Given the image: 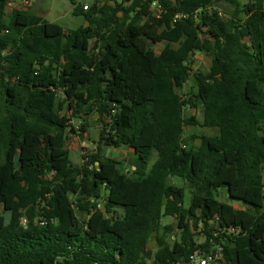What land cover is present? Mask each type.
Here are the masks:
<instances>
[{
  "label": "trees",
  "instance_id": "1",
  "mask_svg": "<svg viewBox=\"0 0 264 264\" xmlns=\"http://www.w3.org/2000/svg\"><path fill=\"white\" fill-rule=\"evenodd\" d=\"M70 1L76 30L0 0V264H191L220 246L264 264V0ZM198 53L210 67L185 92ZM93 115L75 166L72 119ZM124 147L136 170L104 155Z\"/></svg>",
  "mask_w": 264,
  "mask_h": 264
},
{
  "label": "rangeland",
  "instance_id": "2",
  "mask_svg": "<svg viewBox=\"0 0 264 264\" xmlns=\"http://www.w3.org/2000/svg\"><path fill=\"white\" fill-rule=\"evenodd\" d=\"M10 3L7 7V13L11 14L16 7H21V9H27L24 5V0H9ZM31 1V0H27ZM80 3L84 5L91 6L95 0H79ZM243 4L247 3V0H241ZM72 4L70 0H34L33 7L28 9L30 12L43 17L50 23L58 24L64 27L67 30H76L82 26H84L85 20L83 17L74 16L72 13ZM27 10V11H28ZM166 43L153 45L150 44L151 48L155 50V52L160 53L165 48ZM195 65L193 67V73L191 74L190 81L186 85L185 92H188L192 89L193 92H197L196 80L201 72L207 71L210 67L211 59L204 54H196L195 57ZM185 115L187 117H196L199 121L202 120V115L199 111L193 109H186ZM108 122V119L106 120ZM85 123V121H81L79 119H72L71 124L76 127L77 133L70 134L69 145L71 147L70 150V160L73 165L81 166L83 159L82 156L87 153H93L97 149V144L100 139V131L102 128V124L99 121L97 115H93L87 118L86 123L88 125V137L83 138L84 133L80 132L78 129L80 128V124ZM186 135H198V136H214L217 132L209 129H204L200 127H187L185 129ZM199 143V141H198ZM75 148V149H74ZM107 155L113 159L123 160L126 159V167H130L134 164L133 156L127 150H117L111 149L108 151ZM155 157L152 159V163L154 162ZM125 167V168H126ZM171 182L178 187L186 188V197H185V207L188 208L190 204V192L189 189L183 184L182 180L179 178H174ZM222 201H225L224 196L221 197ZM238 203L237 201H235ZM163 225H172L177 231V223L176 220L172 218L163 219ZM198 243H203L204 239L202 237H198ZM154 239L150 240V246H154Z\"/></svg>",
  "mask_w": 264,
  "mask_h": 264
},
{
  "label": "built area",
  "instance_id": "3",
  "mask_svg": "<svg viewBox=\"0 0 264 264\" xmlns=\"http://www.w3.org/2000/svg\"><path fill=\"white\" fill-rule=\"evenodd\" d=\"M151 9L155 10L154 15L157 18L161 17L163 10L159 3L154 2L151 5ZM84 10L87 11L88 7L85 6ZM177 18L178 19L183 18V16L180 15ZM195 57L196 55L194 56V60H195ZM99 208H102V204L99 205ZM233 233L237 234L239 233V231L235 229H231L229 232V235H232ZM224 263L225 261L223 257V247L221 246L217 248V252H212L209 254H196L195 256L191 258V264H224Z\"/></svg>",
  "mask_w": 264,
  "mask_h": 264
},
{
  "label": "crops",
  "instance_id": "4",
  "mask_svg": "<svg viewBox=\"0 0 264 264\" xmlns=\"http://www.w3.org/2000/svg\"><path fill=\"white\" fill-rule=\"evenodd\" d=\"M9 3H10V1H9ZM78 3H80V1L78 0ZM33 4H34V0H31L30 2L29 1H27V0H24V5L27 7V9H21V7H16V9H19V10H24V11H27L28 9H30L31 10V8L33 7ZM9 5V4H8ZM88 6V5H87ZM73 9H74V7H72V13H73ZM152 12H153V14H155V10H152ZM38 16V15H37ZM41 17V16H40ZM86 25V24H85ZM162 43H166V45H165V47L167 46V42H162ZM162 43H160V44H162ZM153 49V48H152ZM154 50V49H153ZM155 51V50H154ZM163 51V50H162ZM161 51V52H162ZM160 52V53H161ZM156 54H160V53H157V52H155ZM98 116V115H97ZM98 118H99V116H98ZM77 119H79V118H77ZM79 120H81V119H79ZM86 120H87V118L85 119V123H86ZM107 120V118H105V122H107L106 121ZM81 121H84V120H81ZM99 121H100V119H99ZM84 123V124H85ZM88 126V125H87ZM101 130H102V128H101ZM101 132V131H100ZM85 135H83V138H87L88 137V128H87V132L86 133H84ZM69 143V142H68ZM67 143V145H66V147H67V149L69 150V152H70V150H71V147H70V145ZM75 149V148H74ZM111 149H113V148H107V149H105L104 150V155L107 157V158H110V159H113V158H111V157H109V155H107V153H108V151L109 150H111ZM117 150H120V151H123V150H127L132 156H133V160L135 161L134 162V164L131 166V169L132 170H136L137 169V167L140 165V161L134 156V152L131 150V149H128V148H121V149H117ZM115 160H117V161H119V162H122L123 164H124V167H126L127 165H126V163H127V160L126 159H123V160H119V159H115ZM126 168H130V167H126ZM224 196V198H225V201H223V202H225V203H228V204H232V202H231V200L229 199V197L225 194V195H223ZM233 206H234V208L235 209H238V210H244V209H246V206L245 205H243V204H239V203H234L233 204Z\"/></svg>",
  "mask_w": 264,
  "mask_h": 264
},
{
  "label": "water",
  "instance_id": "5",
  "mask_svg": "<svg viewBox=\"0 0 264 264\" xmlns=\"http://www.w3.org/2000/svg\"><path fill=\"white\" fill-rule=\"evenodd\" d=\"M47 64H48V62H47Z\"/></svg>",
  "mask_w": 264,
  "mask_h": 264
}]
</instances>
